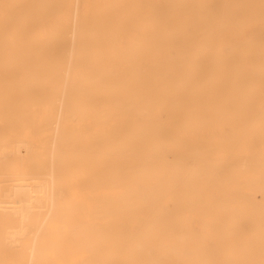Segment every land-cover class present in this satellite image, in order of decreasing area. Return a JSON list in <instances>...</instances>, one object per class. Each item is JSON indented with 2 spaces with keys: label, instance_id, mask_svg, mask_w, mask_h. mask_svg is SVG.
<instances>
[{
  "label": "bare ground",
  "instance_id": "1",
  "mask_svg": "<svg viewBox=\"0 0 264 264\" xmlns=\"http://www.w3.org/2000/svg\"><path fill=\"white\" fill-rule=\"evenodd\" d=\"M0 264H264V0H0Z\"/></svg>",
  "mask_w": 264,
  "mask_h": 264
},
{
  "label": "rangeland",
  "instance_id": "2",
  "mask_svg": "<svg viewBox=\"0 0 264 264\" xmlns=\"http://www.w3.org/2000/svg\"><path fill=\"white\" fill-rule=\"evenodd\" d=\"M6 31H9V30H6ZM32 59H34V58H32ZM33 66L35 68H37L38 67V64L34 61L33 62ZM160 151H162V149H160ZM182 159H184L186 162L189 163L188 165H190L191 162H194L196 160V157L191 152H185L184 155L182 156ZM111 241L112 240L109 239V238H105V240H104V242H105L106 245H110ZM139 257H140V260H144L145 259V255L144 254H141ZM168 261H170V260L168 259Z\"/></svg>",
  "mask_w": 264,
  "mask_h": 264
}]
</instances>
